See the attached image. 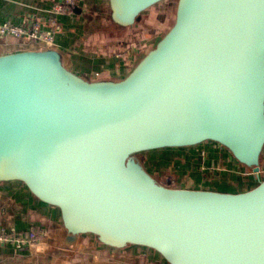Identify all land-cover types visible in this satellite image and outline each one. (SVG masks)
Wrapping results in <instances>:
<instances>
[{
  "label": "water",
  "instance_id": "water-1",
  "mask_svg": "<svg viewBox=\"0 0 264 264\" xmlns=\"http://www.w3.org/2000/svg\"><path fill=\"white\" fill-rule=\"evenodd\" d=\"M164 1L86 8L87 38L102 36L88 48L138 44L131 28ZM173 14L121 79L81 77L51 47L1 55L0 185L58 210L64 250L87 236L163 264H264V0H176ZM204 142L254 185L185 189L147 167L151 153Z\"/></svg>",
  "mask_w": 264,
  "mask_h": 264
},
{
  "label": "crops",
  "instance_id": "crops-1",
  "mask_svg": "<svg viewBox=\"0 0 264 264\" xmlns=\"http://www.w3.org/2000/svg\"><path fill=\"white\" fill-rule=\"evenodd\" d=\"M60 1L62 0H0V24L9 22L17 26H30L38 21L43 31L53 32L54 44L50 47L64 54V64L71 72L88 80L125 77L138 61L144 45L133 44L108 53L88 48L89 44L102 45V36L95 29L91 37L87 38L84 11L89 7L107 6L108 0H75L76 4L69 13L55 16L52 7ZM75 8L80 9L81 13L76 14ZM158 9L162 10L159 7L149 10L143 20L145 28L151 27L158 19ZM164 11L168 12L169 7ZM52 20H56L59 26L57 31L51 25ZM131 29L144 30L141 26ZM44 48L46 47L29 40L0 35V56ZM167 150H181L182 156L175 160H189L194 166L188 175L185 172L175 173L178 176L177 187L241 193L254 185L252 176L223 147L215 143L204 142L193 147L162 151ZM147 167L156 170L153 174L164 171L152 156L147 161ZM30 229H35L40 234L37 245L19 248L11 241L0 242V264L97 263L89 256L87 261L84 259L85 249H101L87 236L80 238L70 250L62 249L64 234L56 208L33 199L20 182L0 185V235L23 234ZM133 249L129 251L132 252Z\"/></svg>",
  "mask_w": 264,
  "mask_h": 264
},
{
  "label": "rangeland",
  "instance_id": "rangeland-1",
  "mask_svg": "<svg viewBox=\"0 0 264 264\" xmlns=\"http://www.w3.org/2000/svg\"><path fill=\"white\" fill-rule=\"evenodd\" d=\"M176 0H166L161 4L157 5V7L162 8L158 9L157 20L158 23H153L152 26H143V22L139 25L143 30V40L136 45H144L145 50H148L152 47L155 42L169 29V27L173 24L174 21V8H175ZM171 5V7H170ZM169 7V11H164L165 8ZM155 8V7H154ZM164 11V12H163ZM149 14V10L144 15V20ZM151 30H155L154 34L151 35ZM146 31V32H145ZM146 33V35L144 34ZM145 35V36H144ZM181 150H167V151H157L151 153V156L157 163L160 165V168L164 171V174H175L177 172H185L188 175L191 171H193L194 166L190 164V161L180 162L179 160H175L176 157L182 156ZM150 154V153H148ZM190 157V156H189ZM188 158V156H187ZM192 161V160H191ZM189 162V163H188ZM181 165V168L179 167ZM165 168V169H164ZM153 173H155L154 169H151ZM99 250H89L85 249L84 251V259L87 261L88 256L96 261L97 263L103 264H163V261L157 255L153 254L149 250L145 249H133L132 252H120L116 250H111L105 247H100ZM83 258V257H82Z\"/></svg>",
  "mask_w": 264,
  "mask_h": 264
},
{
  "label": "built area",
  "instance_id": "built-area-1",
  "mask_svg": "<svg viewBox=\"0 0 264 264\" xmlns=\"http://www.w3.org/2000/svg\"><path fill=\"white\" fill-rule=\"evenodd\" d=\"M76 4L75 0H62L57 2L52 7V13L57 15L67 14L71 11L72 7ZM54 31L59 29L56 20L51 21ZM0 35L5 37H12L16 39H25L34 42L44 47H50L54 44L53 32H46L41 29L38 21L33 22L30 26H17L9 22L0 24ZM40 239V234L35 229H30L26 233L13 235L1 234L0 242L5 243L11 241L19 248L22 246L37 245Z\"/></svg>",
  "mask_w": 264,
  "mask_h": 264
}]
</instances>
